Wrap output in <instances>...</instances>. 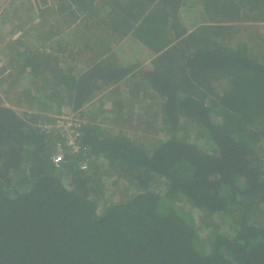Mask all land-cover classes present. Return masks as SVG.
<instances>
[{
	"label": "trees",
	"instance_id": "1",
	"mask_svg": "<svg viewBox=\"0 0 264 264\" xmlns=\"http://www.w3.org/2000/svg\"><path fill=\"white\" fill-rule=\"evenodd\" d=\"M10 3L0 264H264V0Z\"/></svg>",
	"mask_w": 264,
	"mask_h": 264
},
{
	"label": "built area",
	"instance_id": "2",
	"mask_svg": "<svg viewBox=\"0 0 264 264\" xmlns=\"http://www.w3.org/2000/svg\"><path fill=\"white\" fill-rule=\"evenodd\" d=\"M7 103V102H6ZM8 104V103H7ZM52 119L41 124L46 131H53L57 135L51 159L55 166L60 167L66 162L68 154L80 153L84 150L80 139L82 127L86 119L73 107L62 105L56 110L47 113ZM87 162H83L81 168L86 169Z\"/></svg>",
	"mask_w": 264,
	"mask_h": 264
},
{
	"label": "rangeland",
	"instance_id": "3",
	"mask_svg": "<svg viewBox=\"0 0 264 264\" xmlns=\"http://www.w3.org/2000/svg\"><path fill=\"white\" fill-rule=\"evenodd\" d=\"M1 3L3 4L2 7H0V13L1 14H6L8 15L12 9H8V11L5 9V8H8V5L6 2H4L3 0H0ZM11 15V13H10ZM14 15V13H12V16ZM0 40H3L4 41V38H5V35L9 32V28H7V24L9 23V20H6L5 18H0ZM5 24V25H4ZM108 108H110L111 104L108 103ZM107 110V109H106ZM107 115H111L110 111L107 110Z\"/></svg>",
	"mask_w": 264,
	"mask_h": 264
},
{
	"label": "crops",
	"instance_id": "4",
	"mask_svg": "<svg viewBox=\"0 0 264 264\" xmlns=\"http://www.w3.org/2000/svg\"><path fill=\"white\" fill-rule=\"evenodd\" d=\"M4 2H6V1H8V2H6L7 4H9L8 5V8H5L7 11H8V9H12L11 7H9L10 5H11V3H10V0H3ZM3 5V4H2ZM11 13V12H10ZM9 13V14H10ZM12 14V13H11ZM3 15H6V14H1L0 13V18L2 19V17H3ZM35 21H39V17L38 18H36L35 19ZM1 24V23H0ZM5 25V24H4ZM7 28H9V32H10V30L11 29H13L12 27H11V24H10V22L7 24ZM17 29V28H16ZM22 31L20 30V29H17L16 31H15V33H14V35H12L11 37L10 36H8V35H6L7 37H10L11 39H16V38H18V37H21L22 35ZM4 41H0V44H2ZM4 63V61H3V58H1V60H0V66H2V64ZM3 88L4 87H0V93L4 96V93H3ZM4 98V100H6V102H7V100H9L6 96L5 97H3ZM107 101V103H110L111 104V102H109L110 100L109 99H107L106 100Z\"/></svg>",
	"mask_w": 264,
	"mask_h": 264
}]
</instances>
